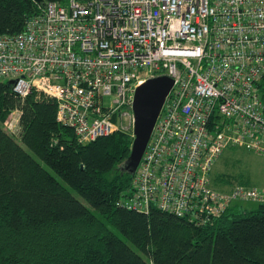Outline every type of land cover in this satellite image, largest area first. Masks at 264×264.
I'll return each instance as SVG.
<instances>
[{"label":"built area","instance_id":"1","mask_svg":"<svg viewBox=\"0 0 264 264\" xmlns=\"http://www.w3.org/2000/svg\"><path fill=\"white\" fill-rule=\"evenodd\" d=\"M168 76L150 139L119 206L205 225L264 190L213 188L230 147L264 155V0L49 2L17 35H0V82L56 102V121L85 144L134 125L136 89ZM108 98V100H106ZM20 111L3 126L18 135Z\"/></svg>","mask_w":264,"mask_h":264},{"label":"trees","instance_id":"2","mask_svg":"<svg viewBox=\"0 0 264 264\" xmlns=\"http://www.w3.org/2000/svg\"><path fill=\"white\" fill-rule=\"evenodd\" d=\"M41 10L35 0H0V35L20 34ZM16 109L14 136L3 124ZM131 145L121 132L80 144L56 121L53 99L33 91L21 101L0 82V264H264V203H234L205 225L120 207Z\"/></svg>","mask_w":264,"mask_h":264},{"label":"water","instance_id":"3","mask_svg":"<svg viewBox=\"0 0 264 264\" xmlns=\"http://www.w3.org/2000/svg\"><path fill=\"white\" fill-rule=\"evenodd\" d=\"M42 8L46 6L43 0H35ZM15 81H9L13 86ZM173 87V80L168 76L148 79L135 91L132 112L134 116L133 141L130 155L122 167L126 172L134 174L141 160L146 145L150 139L154 124L164 103Z\"/></svg>","mask_w":264,"mask_h":264},{"label":"rangeland","instance_id":"4","mask_svg":"<svg viewBox=\"0 0 264 264\" xmlns=\"http://www.w3.org/2000/svg\"><path fill=\"white\" fill-rule=\"evenodd\" d=\"M3 82H7V79ZM119 132L129 135L133 141L132 124L127 118L123 119V127ZM229 149L224 150L212 167L210 177L213 186L221 191H229L235 185L226 183L225 180L221 181L219 175L225 172L226 175L235 174L234 176L240 179L243 184L260 191L264 190V155L248 152L242 148H238L236 151ZM40 163L44 166L42 162ZM238 203L245 209L257 206L254 202L250 201Z\"/></svg>","mask_w":264,"mask_h":264}]
</instances>
